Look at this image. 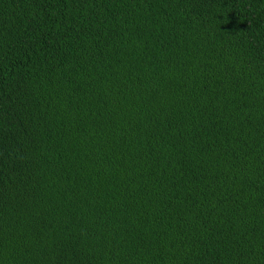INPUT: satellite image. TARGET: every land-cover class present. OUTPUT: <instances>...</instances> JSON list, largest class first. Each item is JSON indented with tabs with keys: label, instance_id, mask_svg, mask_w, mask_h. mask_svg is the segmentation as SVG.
Segmentation results:
<instances>
[{
	"label": "trees",
	"instance_id": "obj_1",
	"mask_svg": "<svg viewBox=\"0 0 264 264\" xmlns=\"http://www.w3.org/2000/svg\"><path fill=\"white\" fill-rule=\"evenodd\" d=\"M0 264H264V0H0Z\"/></svg>",
	"mask_w": 264,
	"mask_h": 264
}]
</instances>
